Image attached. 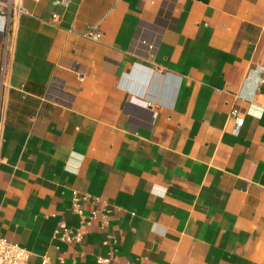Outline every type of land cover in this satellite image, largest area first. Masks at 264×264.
I'll use <instances>...</instances> for the list:
<instances>
[{"label":"crops","instance_id":"1","mask_svg":"<svg viewBox=\"0 0 264 264\" xmlns=\"http://www.w3.org/2000/svg\"><path fill=\"white\" fill-rule=\"evenodd\" d=\"M263 78L264 0H0V237L29 264H264ZM74 193L109 206L87 225Z\"/></svg>","mask_w":264,"mask_h":264},{"label":"built area","instance_id":"2","mask_svg":"<svg viewBox=\"0 0 264 264\" xmlns=\"http://www.w3.org/2000/svg\"><path fill=\"white\" fill-rule=\"evenodd\" d=\"M15 3V0H12ZM19 3L13 4V10L19 11L20 10ZM58 16H54L56 19ZM3 31L5 33V37L3 38L4 41V56L2 58V82L4 80V77L8 73V66H9V59H10V52H9V41L11 40V29H12V22L11 18L8 17V19L3 20ZM87 37L96 40H99L101 38V33L98 30H91L88 31L85 34ZM262 85L264 86V78L262 80ZM239 112L237 108H233L230 112V116L234 119L236 123V129L235 132L237 133L239 131V128L241 126V119L239 117ZM92 201L93 203H101L104 208H108L109 204L107 202L101 201L98 198H94L91 195L85 194V195H79L78 193H74L73 196V211L74 213H78L82 216L83 220H85L87 225H90L92 222L96 221L97 218V211H94L89 217H86L82 213L81 203L82 202H88ZM59 228L62 229V232L59 230L56 232V234H62V238L67 241H76V242H82L83 234L81 232H78L76 234H73L69 228H67V224H65L64 221H61L59 223ZM31 252L27 251L20 245L16 243H12L5 239V237H0V264H29L31 256ZM49 257L44 256L41 264H50ZM110 258H98L97 264H110L111 263Z\"/></svg>","mask_w":264,"mask_h":264}]
</instances>
